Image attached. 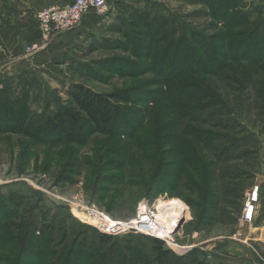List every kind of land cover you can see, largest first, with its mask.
<instances>
[{"label": "trees", "instance_id": "trees-1", "mask_svg": "<svg viewBox=\"0 0 264 264\" xmlns=\"http://www.w3.org/2000/svg\"><path fill=\"white\" fill-rule=\"evenodd\" d=\"M189 1L206 7L217 32L189 25L155 1L134 0L112 29L119 40L90 46L120 53L104 64L111 75L152 74L154 80L106 92L71 85L64 101L47 91L37 111L23 80L0 82V133L24 140V160L42 147L45 170L52 153L58 155L61 182L87 168L94 196L106 191L99 187L104 180L116 198L121 187L145 186L149 197L155 182L166 184L188 206L200 233L236 223L252 168L264 166L255 160L258 140L241 121L240 105L251 102L264 136V47L258 46L264 17L241 0ZM84 77L98 76L90 71ZM150 82L156 90L143 91ZM133 125L140 135L135 129L125 137L123 129ZM98 136L106 139L92 157H81L80 149ZM131 141L142 161L154 166L152 173L137 166ZM23 187L5 195L0 188V264H209L193 252L177 256L152 237L101 234L76 222L65 207L47 208L39 192ZM260 201L264 210V185Z\"/></svg>", "mask_w": 264, "mask_h": 264}, {"label": "rangeland", "instance_id": "rangeland-1", "mask_svg": "<svg viewBox=\"0 0 264 264\" xmlns=\"http://www.w3.org/2000/svg\"><path fill=\"white\" fill-rule=\"evenodd\" d=\"M133 1L107 0L108 12L105 16L98 18L100 22L99 28L92 34L88 33L87 35L83 34L80 36L79 40L66 55L65 65H55L39 71L40 80L43 83V95L48 91L52 96L64 101L71 85L81 84L93 91L106 92L123 86H129L130 83L154 80L152 74H146L135 79H123L116 77V75H111L105 70L106 68H103L105 67L104 64L107 59L114 55H120V53L100 48L93 51L90 50V46L95 44H97L95 46H99L103 41L111 39L119 40L118 35L112 29L115 25H118L119 17L121 16L119 11L125 6H135L131 3ZM152 1L161 4L185 23L198 29H203L210 35L217 32L219 28L217 26L216 28L214 26L211 27L212 20L207 17L206 7L201 4L189 0ZM241 1L246 7L253 9L255 14L258 13L259 16L264 17V0ZM46 41L49 42L50 38ZM34 45H36V48L28 52L27 48H31ZM258 46L264 47V39L260 41ZM40 49V45L33 43L24 48V53L27 56H31ZM248 51L259 52L258 49L251 50L250 46L248 47ZM84 65H86V68H83ZM90 71L94 72L98 77L96 79L84 77ZM152 84L150 82L149 87L143 91H155L156 88ZM137 97L133 96L134 99ZM250 103L245 100L240 104L241 106L243 105V108H241L243 116L241 121L257 137L258 142L255 145L258 148V154L255 160L262 164L264 163V136L259 135L260 124L256 118L254 106ZM42 104L43 100L40 106ZM31 107L34 111L38 110L35 102L33 105L31 104ZM140 115L137 114V118L133 119L134 125ZM134 125L123 129L125 137L128 134L133 135L135 129H138V126L135 127ZM139 132L141 133L140 129L135 134L140 135ZM120 138L123 139L124 137ZM101 139H106V137H94V140L90 144L80 149L79 155L86 158L92 157L90 155L94 150L98 149V141ZM22 141L24 140L17 136H6L0 133V181L2 183L0 188H3L1 190L3 195L15 189H25L23 186L31 188L41 194L43 203L47 208L65 207L67 213L76 222L97 232L99 231L96 228L95 222L88 219L79 208H75L73 202L83 207L102 211L115 223H123L135 219L136 214L146 208H156L159 213L164 203L172 202L178 211L175 212L176 221L168 231V238H164L167 244L165 242L164 244L175 255L184 256L193 252L197 260L205 259L209 264H264V210L261 201L259 202L253 222L249 224L241 223L242 198L241 208L234 225H215L203 232L197 233L191 224L192 215L188 206L180 197L174 196V192L171 193L170 187L166 184L155 182L149 197L146 196L147 189L145 186L134 184L131 187H121L120 196L116 198L110 196L113 188L107 185V181L104 180L105 182L103 181L99 187H104L106 191H101V193H97L94 196L91 187L93 178L87 168L83 171H77V174L73 175L69 182H61L58 178L61 171L58 155L56 156L52 153V163L45 170L42 155L44 149L42 147L36 149L37 152H40L38 153L39 155H36L34 149H31V154L24 160L21 154L25 142L23 143ZM134 141L127 144V146H130V154L134 156L138 167L147 168L152 173L154 166L142 161L141 151L137 145H134ZM134 170V173L137 174V169ZM252 171L254 178L249 182L250 185L245 188L244 193L253 185L258 186L260 192L264 185V166L261 165L260 167L258 166V169H255L254 165ZM151 173L146 174L147 177H150ZM14 184L22 185L20 187L14 186ZM177 195L187 196L183 190H178ZM128 235L137 238V240L140 237H150L135 231H126L110 236L121 239ZM234 247H239L243 250L241 256L234 257L233 254L227 255L225 253L227 249H233Z\"/></svg>", "mask_w": 264, "mask_h": 264}, {"label": "crops", "instance_id": "crops-1", "mask_svg": "<svg viewBox=\"0 0 264 264\" xmlns=\"http://www.w3.org/2000/svg\"><path fill=\"white\" fill-rule=\"evenodd\" d=\"M70 1L0 0V82L23 80L29 93L30 105L35 102L37 108L44 96L39 71L65 65L66 55L80 36L92 34L99 28V17L87 16L76 29L56 34L47 42L39 32L35 14L45 7L63 5ZM33 43L40 45L41 49L27 56L24 48ZM242 252L239 247H234L225 253L238 257Z\"/></svg>", "mask_w": 264, "mask_h": 264}, {"label": "built area", "instance_id": "built-area-1", "mask_svg": "<svg viewBox=\"0 0 264 264\" xmlns=\"http://www.w3.org/2000/svg\"><path fill=\"white\" fill-rule=\"evenodd\" d=\"M107 12V0H71L63 5H52L39 10L35 14V20L41 36L47 40L56 34L76 29L87 16L102 17ZM35 48L36 45L27 48V51L30 52ZM73 204L75 208L83 211L88 219L95 222L99 232L117 235L126 231H135L167 244V241L153 236L151 233L157 228L158 224V211L156 208H146L142 212H138L135 219L123 223H115L102 211L83 207L75 202ZM258 205L259 189L258 186L253 185L244 193L241 223L249 224L253 222Z\"/></svg>", "mask_w": 264, "mask_h": 264}, {"label": "bare ground", "instance_id": "bare-ground-1", "mask_svg": "<svg viewBox=\"0 0 264 264\" xmlns=\"http://www.w3.org/2000/svg\"><path fill=\"white\" fill-rule=\"evenodd\" d=\"M178 211L177 208L173 205L172 202H166L162 205L159 213H158V224L157 228L151 232L157 235H153L159 237L161 239L168 238V231L172 228L175 219V212ZM177 214V213H176ZM94 222V221H92ZM159 235V236H158Z\"/></svg>", "mask_w": 264, "mask_h": 264}]
</instances>
